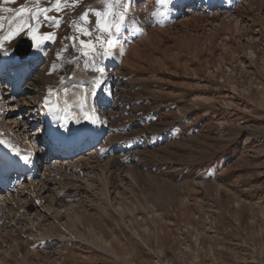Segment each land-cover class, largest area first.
<instances>
[{
	"label": "rangeland",
	"instance_id": "374dc122",
	"mask_svg": "<svg viewBox=\"0 0 264 264\" xmlns=\"http://www.w3.org/2000/svg\"><path fill=\"white\" fill-rule=\"evenodd\" d=\"M182 2L166 17L160 13L174 0H127L124 54L113 49L116 62H100L110 84L95 105L104 137L88 154L74 151V167L54 171V206L46 201L25 212L23 205L36 203L33 193L0 184V197L19 195L18 208L0 200V264H264V0ZM24 3L0 0V35L19 20L7 9ZM89 6L103 11L100 0H81L52 29L56 41L32 49L38 59L23 68L3 67L23 35L0 50L4 139L15 142L17 129L8 118L15 103L5 101L12 83L23 90L16 96L22 103L41 101L61 77H93L83 59L63 62L76 55L71 49L56 59L72 34L68 21ZM131 20L142 31L129 37ZM32 111L19 120L33 125L32 138L43 137L35 141L41 151L48 139ZM50 163L37 164L36 177Z\"/></svg>",
	"mask_w": 264,
	"mask_h": 264
},
{
	"label": "snow or ice",
	"instance_id": "6c2138e0",
	"mask_svg": "<svg viewBox=\"0 0 264 264\" xmlns=\"http://www.w3.org/2000/svg\"><path fill=\"white\" fill-rule=\"evenodd\" d=\"M3 2L15 4L16 0H3ZM100 2L103 5V11L89 6L80 13L76 21H68L72 34L63 38L62 47L56 52V59L61 60V53L71 49L76 55L63 57V62L79 63L83 59V68L92 69L94 75L88 82V90L85 91L77 86V91L71 97H67L65 93L63 107L59 103L49 105V98L55 91L52 88L48 89V95L44 98V107L50 114L76 108L83 113L84 122L93 126L102 121L99 117V109L95 104L90 106L88 98L89 96L96 98V90L106 78V70L100 62L112 59L113 49H117L119 55L124 54L119 37L126 27L125 21L130 9L127 0H100ZM154 2L166 5L168 0H154ZM80 3L81 0H25V3L18 9H7L9 12L15 11L13 19L19 17V20L7 35H0V50L4 49L6 42L11 43L13 39L23 35L30 41V48L41 51L46 44L56 41L57 33L52 29H59L65 22L64 14L74 11ZM117 9H123V11H117ZM160 15L163 16L164 13ZM93 17H95L94 21ZM3 19L4 17H0V21ZM11 22L10 20L9 23ZM3 27V23H0V29ZM128 27H131L133 31H142V27L138 26L135 20H131ZM44 28L49 30L44 31ZM56 68L57 65L53 63L49 74ZM60 83H64V77H61ZM0 144H6V141L0 139ZM10 150L19 159L28 162L29 156H22L15 148H10Z\"/></svg>",
	"mask_w": 264,
	"mask_h": 264
},
{
	"label": "bare ground",
	"instance_id": "6f19581e",
	"mask_svg": "<svg viewBox=\"0 0 264 264\" xmlns=\"http://www.w3.org/2000/svg\"><path fill=\"white\" fill-rule=\"evenodd\" d=\"M182 1L183 0H174V3L172 4V7L170 8V11L167 10V9L165 10V13H164L165 16L166 17L174 16L175 13L177 12L178 8H179V7L177 8V6H178L177 3L182 2ZM139 32L140 31H133V30L130 29V32L128 31V34L127 35L129 37L130 36H135V35L139 34ZM28 55H30L32 57V59L28 61L29 64L31 62H33L32 61L33 58L38 57V55L35 54V53H33V52H30ZM15 56H16V54L13 53V55H11V58L9 57L10 59H9L8 63H10V64L13 63L12 61L14 60ZM111 63H114V61H111ZM21 64L24 65L25 63H21ZM12 79L14 80V79H16V77L13 75L12 76ZM17 79H21V78H17ZM16 85H17V83H12L11 84L10 89L7 90V96H9V97L6 96L7 98H5V101L9 103L7 106L13 105L15 103V105H13L12 107H8V109H10L9 110L10 112L8 114V118L14 124V126L17 128L13 132V134L15 135V137H14L13 140H15L16 142L20 141L21 143H24V144H29L31 141L35 143L34 148H27V149H25L22 152L23 154L29 156V158L31 160H35L34 161V169L36 168V165L39 162L42 163L43 161L44 162H47L49 160L51 161L50 166H48L47 173L45 174V176H40L38 178V176L36 177L37 174L34 171H32V177L27 176L28 173H26V175L21 176L20 179H19V181H17L15 179L16 176L13 175V179L11 181H8L10 183H8V184L2 183L3 184V190H8L5 186H7L9 184H12L13 186H21L22 188H24L22 190V194H26V193H30V192L33 193L34 199L36 200L35 201L36 203H28V204L23 205V210H25V212H26V211H28V209H35V208L36 209L37 208L43 209L44 207H46L44 205V203L46 201H48L53 206L57 204V201L59 200L58 191L56 189H53V187H52V185H54V182H53V177L55 175V172L54 171L56 169H59V171H60V168L61 167L63 168L64 166L67 167V168L74 167L75 166V162L72 163L73 157L70 156L71 157L70 158L69 157V154H67V153L62 154L61 153V150H59L58 148H56L55 145L50 142V136L52 134V131L48 130L47 124L49 122H51L52 120H57V118L54 119V116L56 114H50L49 112H47V110H44L41 107L40 101L35 100V98L34 99H30V98L29 99H26L25 98L24 100H22V103L21 102L19 103V100L16 99V96L18 94H21L23 90L21 91L20 88H17V90L15 88H13V87H17ZM77 86L80 87V88H82L85 91L88 90V88H89L88 82H86L85 80H82L81 78L78 77L77 74H75L73 77L67 78L66 81H64L63 84L59 83L55 87L52 88L55 91L50 96L48 102H50L51 98L54 95H56L59 98L60 102H61L59 104L61 105V107H63V101L66 98L65 93H67V97H71L77 91ZM97 97L93 100V102H94L95 105H96V100H98ZM91 100L92 99L89 96V98H88L89 104L91 103ZM35 108L38 110V113H40L38 116H40L41 118L43 116L47 115V114L49 115L47 117V119L43 121L44 126H45V131H46V137L48 139V147H46L45 149L42 148L41 151L40 150H36L37 143L35 141H38V142L40 141L39 142V144H40V143H42L41 140H43V137L42 138H39V137L35 136V138L34 137L32 138V136H33V133H32V131H33V125H31V124H29V126L28 125H24L23 123H21L22 122L21 120L24 119V116H22L20 118V116L22 114H25L27 112H29V114H33L32 109H35ZM76 110H78V109L73 108V109H70L68 111L71 112V113H73L74 116H75L76 115ZM68 111H59L58 114H59V116H61V115L62 116H65ZM19 119H21V120H19ZM100 119H101V117H100ZM101 121H102V119H101ZM100 124L102 126H105L103 124V122H101ZM3 136H4V132H2V130L0 128V139H3L4 141H6V144L12 145L11 141L9 139H7L6 137L4 139ZM85 145H86V147H84V145H82V146L78 147L74 151H86L85 153L88 154V153H90V149H92V147L95 146V143H93L91 141V137H86L85 138ZM86 148H88V149L86 150ZM74 151L72 153H74ZM63 156H65V157H63ZM6 168H7L6 165L0 164V174H1V176H3V170L6 169ZM17 178H19V177L17 176ZM3 179H4L5 182H7V180H8L5 177H3ZM28 188L30 189L29 192L26 191ZM46 192H50L49 193L50 195L48 197L49 199L46 198L47 196L43 195ZM16 193H15V196H17L18 197V200H19V195L18 194L16 195ZM15 196L9 195V196L6 197V199L3 198V197H0V200H4V202L6 204H13L14 203V208H18L16 206L17 199L15 198ZM22 196H24V195H22ZM22 196H20V197H22ZM30 198H32V197H30ZM7 218L11 220L13 218V215H7ZM16 218L18 219V217H16ZM20 221L21 220H19V222ZM27 223H29V225H30V221H28ZM21 230H22V228H21Z\"/></svg>",
	"mask_w": 264,
	"mask_h": 264
},
{
	"label": "water",
	"instance_id": "95a60500",
	"mask_svg": "<svg viewBox=\"0 0 264 264\" xmlns=\"http://www.w3.org/2000/svg\"><path fill=\"white\" fill-rule=\"evenodd\" d=\"M30 41L26 37H22L18 40L16 45L14 46V52L17 55H24L27 54L30 51Z\"/></svg>",
	"mask_w": 264,
	"mask_h": 264
}]
</instances>
